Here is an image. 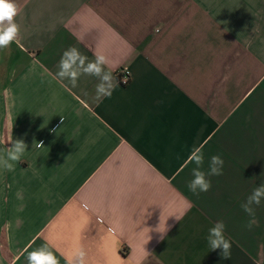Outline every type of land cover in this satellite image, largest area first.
Masks as SVG:
<instances>
[{
  "label": "crops",
  "instance_id": "obj_1",
  "mask_svg": "<svg viewBox=\"0 0 264 264\" xmlns=\"http://www.w3.org/2000/svg\"><path fill=\"white\" fill-rule=\"evenodd\" d=\"M0 49V264H264V0H12ZM104 55L119 87L56 77L63 52ZM131 72L129 84L119 72ZM43 142L44 147H36ZM195 148L222 174L194 195ZM225 224L230 259L206 237ZM163 236V238H161Z\"/></svg>",
  "mask_w": 264,
  "mask_h": 264
},
{
  "label": "clouds",
  "instance_id": "obj_2",
  "mask_svg": "<svg viewBox=\"0 0 264 264\" xmlns=\"http://www.w3.org/2000/svg\"><path fill=\"white\" fill-rule=\"evenodd\" d=\"M18 14V8L12 0H0V49H7L17 40L19 35V26L14 22V17ZM108 60L104 55L97 54L94 60H89L86 55L81 53L76 47L66 49L58 63V72L56 77L61 81L68 80L72 87H76L77 81L81 75L94 76L99 80L96 85V94L94 99L101 101L104 98H111L113 92L119 83L117 78L110 71H105L104 66ZM124 83V82H123ZM12 146L6 147L5 153L0 154V168L9 171L14 170V163L19 162L21 156L27 149V144L23 139L15 141L10 140ZM36 147H44L43 142L36 143ZM189 163H194L192 169V179L188 182V189L194 194L207 192L211 188V180L208 177L219 176L222 174L223 159L219 155H213L209 159L208 171H202L204 164V155L200 148H195L188 157ZM264 199V183L256 186L246 201L241 204L242 210L253 217L249 221V227L256 223L253 205L260 206ZM224 222L217 221L208 229L206 237L211 250L221 249V255L224 259H230L231 242L225 238ZM163 238V236L161 237ZM84 252L79 253V264H84ZM28 264H56V261L50 252L45 248L29 253Z\"/></svg>",
  "mask_w": 264,
  "mask_h": 264
},
{
  "label": "built area",
  "instance_id": "obj_3",
  "mask_svg": "<svg viewBox=\"0 0 264 264\" xmlns=\"http://www.w3.org/2000/svg\"><path fill=\"white\" fill-rule=\"evenodd\" d=\"M119 77H120V82L124 85H127L131 80V72L128 69H122L119 72Z\"/></svg>",
  "mask_w": 264,
  "mask_h": 264
}]
</instances>
